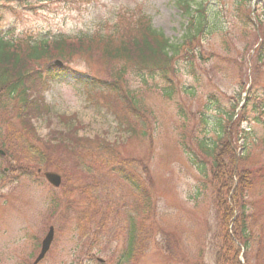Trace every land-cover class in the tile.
Listing matches in <instances>:
<instances>
[{
  "label": "rangeland",
  "instance_id": "374dc122",
  "mask_svg": "<svg viewBox=\"0 0 264 264\" xmlns=\"http://www.w3.org/2000/svg\"><path fill=\"white\" fill-rule=\"evenodd\" d=\"M185 1L192 15L199 3L210 14L209 21L226 28L224 40L232 48L231 56L233 51L242 50L248 37L238 18L237 0ZM141 15L172 43L183 35L187 16L177 0H17L0 5V37L76 40L112 26L128 32L132 21ZM215 34H204L209 51L216 55L212 62H196L194 77L183 63L179 64L176 77L168 75L176 88L169 100L159 92L166 83L158 75L133 73L128 65L122 68L117 61L101 57L95 48L61 61L74 73L53 78L46 92L39 86L31 93L30 100L40 107L36 112L28 111V126L18 118L16 101L10 103L7 112L0 110V128L5 131L9 122L16 138L22 139L15 142L17 149L9 155L16 161L12 160L16 167L10 178L17 180L5 187V182H0V264H32L50 227L54 231L53 242L41 264H99L98 259L103 264H217L218 259H225L227 264L232 260L264 264V113L249 132L253 143L245 167L252 173L254 186L244 194V202L250 214L251 237L245 246L240 244L238 253L223 246V208L215 197V188L207 187L198 171L199 163L195 162L212 165L207 159L202 161L195 143L203 137L200 112L205 101L213 100L208 114L225 112L230 105L240 103L249 79L242 59L240 68L225 62L226 74L218 59L223 54ZM213 63L225 70L217 73L212 69ZM46 68L45 63L35 66L44 75ZM122 71L124 83L137 97L140 95L145 112V118L135 123L133 133L121 132L108 109L113 106L108 107L102 89L90 91L83 87L84 81L94 77L105 80ZM261 81L263 87L264 77ZM188 87L194 95L181 92ZM209 95L213 98L208 99ZM262 103L264 110V98ZM70 133L77 139L101 140L116 151L119 158L116 154L114 157L120 163L139 166L135 175L149 191V210L144 211V203L112 171V165L93 156H83L80 164L76 163L77 156L64 153L63 135ZM29 151L39 152L46 162L32 161ZM37 170L41 172L37 174ZM45 172L61 177L58 189L46 183ZM224 207L229 210L227 205ZM131 217L135 223L128 234ZM129 235L130 247L134 239L140 252L130 261H121L128 251Z\"/></svg>",
  "mask_w": 264,
  "mask_h": 264
},
{
  "label": "trees",
  "instance_id": "16d2710c",
  "mask_svg": "<svg viewBox=\"0 0 264 264\" xmlns=\"http://www.w3.org/2000/svg\"><path fill=\"white\" fill-rule=\"evenodd\" d=\"M17 0H0L3 4H10ZM252 0H237L235 7L239 8L238 18L245 29L248 40L245 42L240 52L233 51L226 39V28L216 22L209 21V13L199 3L195 5V15H192L190 5L185 0H178L181 10L187 16L186 25L181 38L172 43L165 36L155 30L150 20L141 15L134 19L131 23V31H121L120 26H112L104 32H97L94 36L88 38H80L72 40L65 37L31 40L29 38L21 40H11L0 37V110L11 109L10 103L16 101V108L20 109L18 118H22L28 122V111L36 112L38 107L30 100L37 88L42 87V91L48 88L49 81L53 78H59L66 73H74L68 64L63 67L48 66L51 61L60 59L64 61L73 55L96 50L99 55L109 61H117L122 68L128 65L133 73L147 72V75H158L166 86L159 92L166 99L174 96L176 88L168 78L178 75L179 64H186L188 73L195 76V63L212 62L215 54L209 51V41L204 37L206 33H216L219 38V46L223 56H218L221 63L224 64L226 74H228L225 62H231L233 65L241 63L239 59L246 63V71L250 72V91L244 103L235 117L237 104L230 105L225 112L215 111L213 115L208 114L207 109L213 104V95H209L200 113V121L204 126L203 137L196 139V149L202 159H207L211 166L200 161H195L201 171L205 183L210 190L215 188V197L223 208V223L221 225L222 232L225 233L224 245L232 248L236 253L239 251L240 244L245 246L251 237L250 228L248 226L250 220L249 211L244 202V194L251 190L254 186L253 177L250 169L246 168V158L252 140L250 139V127L253 123H257L263 115V98L264 89L261 94L258 93L264 77V5L256 3L251 13L250 3ZM223 36V37H222ZM221 37V38H220ZM252 51V53H251ZM204 52L206 56H204ZM250 62V66L247 63ZM37 63H45L47 68L44 71L35 69ZM240 68V66H239ZM212 69L217 73L225 69H219L217 64L213 63ZM243 70L238 74V79H242ZM84 87L90 91L102 89L105 92L104 99L107 101L108 107L116 119L117 125L121 132L133 133L135 123L145 118L143 104L140 95L136 96V92L131 91L124 83V71L116 75L110 74L105 80L94 77L93 80L84 84ZM264 88V86L262 87ZM185 95H194L192 88H185L181 91ZM32 107V109H31ZM34 107V108H33ZM182 111L181 108H179ZM230 110V111H229ZM198 113V111L196 112ZM247 127L244 129L243 126ZM33 136V135H31ZM62 139L63 152L77 156L76 163L83 160V156L100 158L108 165H112V171L119 174L122 179L130 185L134 196H138L144 203V211H148V205L151 202L149 191L143 181L135 175L139 166L133 167L127 163H120L114 154L117 153L110 145L101 140L86 141L77 139L70 133L63 135ZM0 147L5 149L7 155L11 150L17 149L16 141H22L20 137L15 136L11 130L9 122L5 124V131L0 128ZM30 140L31 137H30ZM24 144H26L24 142ZM23 147L25 148V145ZM77 144H81L80 148ZM94 145V146H91ZM75 147H78L77 154L73 153ZM91 147L92 150L84 149ZM240 150L241 154H239ZM30 152V151H29ZM30 156L36 163L46 162L43 155L39 152L31 151ZM67 156V157H68ZM118 157V156H117ZM119 158V157H118ZM223 158V162L221 161ZM15 161V160H14ZM16 162V161H15ZM124 165V166H123ZM207 165V166H206ZM209 166V173L206 167ZM16 167V165H15ZM264 169V165L262 167ZM87 171V170H86ZM1 178H4L1 175ZM149 184L150 181H149ZM223 197L225 198L223 200ZM222 198V199H221ZM227 198V202H226ZM248 201V198L246 196ZM225 205L229 210L225 209ZM130 216V215H129ZM131 223V231L133 230V217L129 219ZM228 227L229 230H228ZM230 232V234L228 233ZM242 238L244 241H242ZM134 239L131 240L130 235L128 243V251L121 261H130L139 255L140 248L136 249ZM145 248V247H142ZM222 248L220 247V250ZM120 264V263H118ZM217 264H227L225 259H218ZM229 264H240L237 260L230 261Z\"/></svg>",
  "mask_w": 264,
  "mask_h": 264
},
{
  "label": "water",
  "instance_id": "95a60500",
  "mask_svg": "<svg viewBox=\"0 0 264 264\" xmlns=\"http://www.w3.org/2000/svg\"><path fill=\"white\" fill-rule=\"evenodd\" d=\"M55 64H59L58 62H55ZM45 179L53 186V187H59L60 185V177L54 173H46L45 174ZM52 235H53V231L52 229L49 230V233L47 234L46 238L44 239V241L42 242V247H41V252L39 254V256L37 257L35 264L38 263L45 255V253L47 252L49 245L51 243L52 240Z\"/></svg>",
  "mask_w": 264,
  "mask_h": 264
}]
</instances>
